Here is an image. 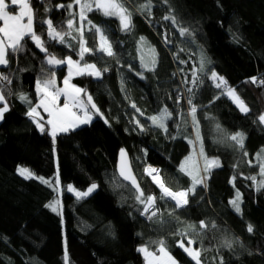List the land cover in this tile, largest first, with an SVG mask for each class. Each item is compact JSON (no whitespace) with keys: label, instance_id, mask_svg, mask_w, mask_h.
<instances>
[{"label":"trees","instance_id":"16d2710c","mask_svg":"<svg viewBox=\"0 0 264 264\" xmlns=\"http://www.w3.org/2000/svg\"><path fill=\"white\" fill-rule=\"evenodd\" d=\"M70 2L31 0V7L35 30L48 52L59 59L78 60V42L71 37L63 45L49 41L47 25L41 23L51 19L58 29L67 30L68 10L56 6ZM145 3L125 0L132 13L128 31H122L114 17L88 13V19L108 36L115 55L85 56L87 63L108 69L99 79L88 75L72 79L91 95L99 114L92 110L95 118L89 124L57 134L55 142L45 121L43 132L36 127L27 114L29 105L19 96L26 95L34 106L37 79L55 71L60 82L66 66H48L45 53L26 39L25 50L11 55L2 70L11 83L0 85L8 104L0 122V264H65V250L69 264H145L137 249L155 251L161 240L176 264H195L178 246V242L188 245L189 239L194 241L192 248L200 250L201 264H264V187L257 190L262 177L256 159L264 149V126L258 120L264 114V84L260 83L264 81V0H151L150 13L138 11ZM165 16L174 17L175 24ZM179 28L188 33L182 36ZM163 33L171 35L169 47L158 38ZM85 39L88 47L97 46L94 32L85 30ZM192 63L200 78L191 100L197 108L203 150L220 166L211 169L206 187L197 185L195 193L189 194L187 205L175 208L170 199L159 198L160 191L143 169L146 164L159 166L161 177L173 190L191 186L180 165L190 154L188 164L199 160L200 143L174 70L182 69L187 74L181 76L189 78ZM213 71L244 101L247 113L227 96L225 87H215L209 78ZM253 77L257 83H252ZM164 108L171 114L166 132L149 119ZM236 132L245 136L243 149L225 137ZM120 150L128 152L145 196L157 197L159 211L149 221L140 215L144 205L136 200V190L117 176ZM18 166L44 178L57 174L62 186L97 187L80 201L63 193L61 218L46 207L55 196L54 188L35 178L25 179L16 172ZM199 166L203 169V160ZM252 176L255 183L249 179ZM237 191L242 197L240 213L229 203ZM201 221L206 228H200ZM226 240L232 241L231 248L225 246Z\"/></svg>","mask_w":264,"mask_h":264},{"label":"snow or ice","instance_id":"6c2138e0","mask_svg":"<svg viewBox=\"0 0 264 264\" xmlns=\"http://www.w3.org/2000/svg\"><path fill=\"white\" fill-rule=\"evenodd\" d=\"M11 5H19L18 14H11L13 9H10V6L8 3H6V0H0V22H2L0 23V66H8L10 62V56L23 52L25 50V40L30 39L35 47L40 50V52L45 53V63L48 66L55 69L58 66L67 65L68 68V75L63 80L64 86L62 88L57 87L55 71H51L50 74L43 75L42 78L37 79L36 92L38 96V103L35 106L32 105L29 97L26 95L21 94L19 96L21 101L29 105V111L27 114L33 119L34 122H36V127L42 132L44 131V125L40 122H37V117L40 116V113L37 111V109L43 108L44 112L47 113V124L51 127L50 135L55 142V138L58 133L68 132L70 129H74L80 124L89 123L92 119L91 110H94L97 114H99V109L93 102L91 95H88L85 89H81L70 82L74 75H88L99 79L101 78L103 72L108 71L106 67L104 69H99L97 68L96 64L87 63L85 61V56L95 53H101L107 57H113L115 55L108 36L101 27L94 25L92 21L88 19V13L99 11L106 17L117 18L122 31H128L131 29L132 13L125 6V0H71V2L67 5H57V8H66L68 10L70 18L67 20V30L58 29L56 26H54L51 19H45L41 21V23L47 25V38L49 41H54L63 45L66 43L67 38L71 37L78 42L79 48L78 51H76V54L79 59L73 60L71 56L65 57L64 59H59L55 55L48 52V49L45 47V40L41 38V35L37 34L34 27L35 13L31 7V0H11ZM73 5L78 6V13L72 11ZM151 7V0H147V3L141 5L138 11L143 12L144 10H147L150 13ZM45 11L48 12L50 9L46 8ZM77 16L78 21L76 20ZM164 19H171L173 24H175L174 17L165 16ZM86 27L88 31L94 32L97 37V46L95 48L88 47L87 45V40L85 39ZM178 30L182 36L188 33V30L185 28H179ZM141 41H143V38H141ZM203 70L204 62L202 59L198 71L203 72ZM192 76L193 84H196L197 81L200 80V78L196 75V71H193ZM209 78L214 82L216 88H221L223 86L227 89V95H229L241 112L247 113L249 111V108L245 105L244 101L241 100L238 95H236L235 91L231 88H227V82L224 81L222 77H218L213 71ZM5 81L11 83V80L8 76L0 74V85H2ZM252 83H257L255 77L252 78ZM260 83L264 84V81H260ZM191 91L192 89H189V92ZM83 96L87 97L86 101L83 100ZM61 97H63L62 106L59 103ZM177 102H179V97L177 98ZM0 103H3V107H0V119H3L4 113L8 111V104L6 102L5 96L2 93H0ZM188 103L190 105L189 115L192 119V128L196 136V141L200 143V151L198 156L199 160H203V169H201L199 166V160L191 164L187 163L188 161L192 160V156L190 154L189 157L185 158V161L181 162L180 171L190 177L192 182L191 186L188 189L173 190L164 182L163 178L159 176L158 169L145 168V174L150 176L153 183L156 184L160 189L161 195L159 198H168L171 201H174L175 208H182L187 205L189 202V194L195 193L197 185H204L206 187L207 185L205 181L207 179V175L210 173L212 168L220 166L219 160L209 159L205 156L203 142L201 140L199 131V122L196 118L197 108L192 103L191 98L188 100ZM132 106L135 108L134 104ZM77 109L80 113H82V115L75 111ZM137 111L140 110L137 109ZM170 118L171 114L167 108L162 109L158 115L149 117L153 126L161 128L165 132L167 131L165 122ZM41 119L43 118L41 117ZM258 120L260 124H264V114H261L258 117ZM217 130H220L218 125ZM225 137L227 140L234 142V144L240 149L244 148L245 136L243 133H225ZM189 142L192 143V141ZM124 155V151L121 150L122 158ZM244 155H247V153L245 152ZM256 159L260 161L259 175L262 177V179L259 184H257V190H260L261 187H264V149H262L260 153H257ZM17 172L25 179L32 177V173L27 168L18 167ZM201 172L204 173L203 176L201 175ZM120 175L125 180L130 181L132 186L136 189V200L140 204L144 205L141 215L151 212V215H149L148 218L152 219L155 217L159 211L158 209L153 210L155 209L157 197L152 195L145 196L144 192L140 189L136 178L130 174V168L126 164L121 167ZM234 179L235 177L233 180ZM249 179H252L254 183L256 182L255 176L249 177ZM42 182L51 184L50 181L42 180ZM96 187L97 186L93 184L86 192H79L75 191V189L69 185L67 190L69 192H75L77 199H80L87 196ZM241 200V194L239 191H237L235 194V199L229 201L237 213H240L241 211ZM46 207H50L53 212H57L59 208V201L54 200L50 204L46 205ZM206 227L207 225L205 222L201 221L200 228L204 229ZM192 228H194V226L189 225V229ZM247 230L250 233L253 232V226L249 224ZM193 243L194 241L189 239V247H185L183 242H178V246L184 249V251L195 262V264H201L200 250L192 249L190 247ZM158 244L159 246L155 252L149 251L146 247L137 249V251L144 254L146 264H176L173 257L167 251L164 241L161 240L158 242ZM225 246L231 248L232 241L226 240ZM64 261L65 264H69L67 250H65L64 253Z\"/></svg>","mask_w":264,"mask_h":264},{"label":"rangeland","instance_id":"374dc122","mask_svg":"<svg viewBox=\"0 0 264 264\" xmlns=\"http://www.w3.org/2000/svg\"><path fill=\"white\" fill-rule=\"evenodd\" d=\"M6 3H8L7 1H6ZM10 5V4H9ZM10 6H12V5H10ZM10 9H13V7H10ZM14 10L15 11H12L11 12V14H18L19 13V7H14ZM115 18V17H114ZM117 19V18H116ZM171 37V35H166V34H162V36L161 35H159L158 36V38H159V40H160V42L162 43V45L163 46H166V47H169L170 45H171V43H170V40H169V38ZM179 49H180V47H179ZM191 55V54H190ZM149 54L147 55V58H149ZM191 60H194V58H193V56L190 58V61ZM193 62V61H192ZM195 63H192V65H193V69H194V71L196 70V68H195V65H194ZM182 73H184V75H186L187 74V72H185V71H183L182 69L180 70V69H178V68H175V70H174V75L176 76V77H178L180 80V85H181V88L183 89V92L185 93V95H186V99H187V101H186V104L189 106V103H188V100L190 99V97L192 96V94H193V92H194V89H195V87H196V84H193V76L191 75L189 78H187L186 76L184 77H182L181 75H182ZM193 73V72H192ZM68 75V68L66 69V75L61 79V81L60 82H58V80H57V76H56V84H57V87H60V88H62L64 85H63V80H64V78L66 77ZM75 76H77V75H74L73 76V78L75 77ZM72 78V79H73ZM72 79H71V83H72ZM73 84V83H72ZM75 85V84H74ZM78 87V86H77ZM80 88V87H79ZM189 89H192V91L191 92H189ZM1 93V92H0ZM226 94H227V91L225 92ZM228 97H229V95H227ZM61 100H62V103H61ZM83 100L84 101H86L87 100V97L86 96H83ZM232 100V99H231ZM233 101V100H232ZM38 103V102H37ZM36 103V104H37ZM59 103H60V105L62 106L63 105V97H61V99H60V101H59ZM0 107H3V103H0ZM89 108H90V106H89ZM39 109V108H38ZM37 109V111L40 113V111ZM40 109H42V111L44 112V110H43V108H40ZM78 110V109H77ZM76 111V110H75ZM45 114H47V113H45ZM80 115H82V114H80ZM91 115H92V119H91V121L95 118V116H94V113H93V111L91 110ZM41 117L43 118V120L41 119ZM47 116L46 117H44L41 113H40V116L39 117H37V122H40V123H42V121H45L46 123H47ZM1 120L2 119H0V122H1ZM90 121V122H91ZM89 122V123H90ZM89 123H87V124H89ZM48 125V124H47ZM83 125H86V124H80V125H78L76 128H78V127H81V126H83ZM263 126H264V124H262ZM76 128H74V129H76ZM74 129H70V130H74ZM69 130V131H70ZM48 131H49V133H50V131H51V127H50V125H48ZM67 133V132H66ZM58 134H60V133H58ZM18 167H23V166H18ZM23 168H26V167H23ZM18 169V168H17ZM28 169V168H27ZM16 172H17V170H16ZM30 172L32 173V177L31 178H35V179H38L39 181H41L42 182V180H44V181H50L51 182V184H47V183H45V184H47V185H50V186H52L54 189H55V196L53 197V199L52 200H50V202H48V204H50L51 202H53L54 200H58L59 201V208H58V211L57 212H55L56 214H58V215H60V217L62 218V211H63V204H62V195H63V193H69V194H71L73 197H74V200L75 201H80V200H82V199H84V198H86V197H88L89 195H91L95 190H96V188L92 191V192H90L87 196H85V197H82V198H80V199H77V197H76V195H75V192H69L68 190H67V188H68V186L69 185H71V184H67V185H65V186H62L61 184H60V181H59V178H58V176H57V174L51 179V178H44V177H42V176H37L36 174H34L31 170H30ZM18 173V172H17ZM57 181H58V183H57ZM44 183V182H43ZM93 185V184H92ZM72 186V185H71ZM73 187V186H72ZM91 187V185L90 186H88L86 189H84V190H80V189H76L75 187H73L74 189H75V191H79V192H86L89 188ZM172 202H174V201H172ZM175 203V202H174ZM47 204V205H48ZM50 210H51V208L50 207H48ZM52 211V210H51ZM53 212V211H52ZM185 247H189V245H184ZM191 247V246H190ZM158 248V247H157ZM156 248V249H157ZM192 248V247H191ZM193 249V248H192ZM149 251H152V250H149ZM156 251V250H155ZM168 251V250H167ZM152 252H154V251H152ZM170 254V253H169ZM171 255V254H170ZM143 256H144V254H143ZM172 256V255H171ZM173 257V256H172ZM144 259H145V257H144ZM173 259L175 260V258L173 257ZM175 262H176V260H175ZM145 264H146V261H145Z\"/></svg>","mask_w":264,"mask_h":264},{"label":"water","instance_id":"95a60500","mask_svg":"<svg viewBox=\"0 0 264 264\" xmlns=\"http://www.w3.org/2000/svg\"><path fill=\"white\" fill-rule=\"evenodd\" d=\"M6 66H0V74H2V70L5 68ZM94 111V110H93ZM124 151V157L122 158L121 156V150L118 152L117 154V159H116V165H115V170L117 173V176L127 185H129L130 187H132L133 189H135L132 184L130 183V181L125 180L121 175H120V170L121 167L124 166L125 164L130 168V174L132 176H134L136 178V176L134 175L133 169H132V165H131V160H130V156L128 154V152L126 150ZM137 181V179H136ZM138 182V181H137ZM136 190V189H135Z\"/></svg>","mask_w":264,"mask_h":264},{"label":"built area","instance_id":"2783aa9c","mask_svg":"<svg viewBox=\"0 0 264 264\" xmlns=\"http://www.w3.org/2000/svg\"><path fill=\"white\" fill-rule=\"evenodd\" d=\"M180 96H181V98H182V100L184 101V103H185V106H186V112L187 113H189V110H190V108H189V106L186 104V101H187V99H186V95H185V93L183 92V89L181 88V94H180ZM191 98V97H190ZM77 112H78V114H82V113H80L79 112V110H76ZM145 168H154V169H158L159 170V176L161 177V174H160V167L159 166H157V165H153V164H146L145 166H144V169H143V173H144V175H146L145 174ZM147 177H148V179L150 180V182L160 191V189L157 187V185L156 184H154L153 183V181H152V178L150 177V176H148V175H146ZM157 208H156V206H155V209H153V210H156ZM158 214V213H157ZM141 215V214H140ZM149 215H151V212H149L148 214H145V215H141L146 221H149V220H151V219H149L148 218V216ZM154 218V217H153Z\"/></svg>","mask_w":264,"mask_h":264},{"label":"crops","instance_id":"0c3cea01","mask_svg":"<svg viewBox=\"0 0 264 264\" xmlns=\"http://www.w3.org/2000/svg\"><path fill=\"white\" fill-rule=\"evenodd\" d=\"M7 2H8V4H10L11 5V0H6ZM9 5V6H10ZM10 7H13V11H15L14 10V7H19V5H15V6H10ZM72 11L73 12H77L78 13V11H79V8H78V6H77V10L76 11H74L73 9H72ZM76 19L78 20V16L76 17ZM0 23H2V22H0ZM85 30H87V27L85 28ZM74 60V59H73ZM90 64H92V63H90ZM66 66V69H67V65H65ZM58 67H60V66H58ZM78 76V75H77ZM61 103H62V100H61ZM36 105V104H35ZM34 105V106H35ZM39 111H40V113L44 116V117H46L47 116V114H45V112H43L42 111V109H38ZM48 119V118H47ZM62 133H64V132H62ZM191 247H192V245H191ZM183 249V248H182ZM184 250V249H183ZM155 252V251H154ZM141 253V252H140ZM142 255H143V253H141ZM144 257V256H143ZM145 260V259H144Z\"/></svg>","mask_w":264,"mask_h":264}]
</instances>
